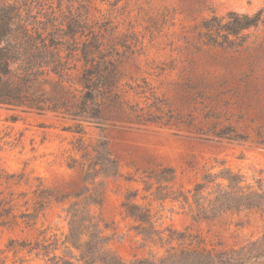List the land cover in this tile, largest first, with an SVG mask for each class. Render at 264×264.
Here are the masks:
<instances>
[{"label": "rangeland", "instance_id": "374dc122", "mask_svg": "<svg viewBox=\"0 0 264 264\" xmlns=\"http://www.w3.org/2000/svg\"><path fill=\"white\" fill-rule=\"evenodd\" d=\"M90 4L93 14L114 29L117 40L126 39L135 49L133 56L154 63L150 72L155 74L146 76L159 86L169 112L184 120L179 130L110 116L107 134L120 171L98 177L103 181V202L88 206L110 237L108 248L130 262L160 258L183 242L188 247L202 242L215 251L249 249L254 243L259 247L264 209L226 210L205 217L201 213L209 209L217 182L226 181L208 183L198 203L193 189L205 174L227 167L244 177L242 185L264 187V147L254 143L259 133L264 136V23L250 29L246 42L235 49L205 45L199 38L204 19L231 10H264V0H90ZM73 64L68 75H52L40 87L57 104L79 100L80 64ZM131 67L128 63V70ZM14 114L19 113L0 108V264H49L53 255L84 264L66 240L71 227L68 210L84 198L74 196L88 185L77 162L85 161L83 148L91 147L100 132L86 125L85 133H76L74 122L55 112L22 114L16 121ZM223 125L250 140L236 143L198 134ZM169 167L174 179L157 181L156 174ZM42 188L61 199L54 197L42 208L38 197ZM127 202L149 210L150 233L141 231ZM85 239L87 235L82 236ZM11 240L17 242L13 247ZM24 241L31 245L21 248ZM36 242L50 251L49 256L29 251ZM250 264H264V253Z\"/></svg>", "mask_w": 264, "mask_h": 264}, {"label": "trees", "instance_id": "16d2710c", "mask_svg": "<svg viewBox=\"0 0 264 264\" xmlns=\"http://www.w3.org/2000/svg\"><path fill=\"white\" fill-rule=\"evenodd\" d=\"M104 20L93 14L90 0H0V108L18 112L12 116L13 121L22 114L55 112L72 120L76 133H85L86 125L100 132L91 147H82L85 161L77 162L84 172L83 181L88 185L74 194L76 198L84 195L83 200H77L68 210L71 227L67 242L71 241L78 250V259L84 264H250L253 259L256 262L264 253V235L261 242H257V248L254 243L249 249L215 251L202 242L191 247L184 246L183 242L181 248L173 247L160 258H138L130 262L108 248L110 237L90 215L88 206L103 202L104 186L98 177L116 176L120 171L107 134L110 116L116 114L130 123L176 126L179 130L184 120L182 115L169 112L159 86L146 76L155 74L150 72L154 63L133 56L135 49H131L126 39L117 40L114 29ZM263 23V9L253 13L231 10L225 15L214 14L204 19L199 38L205 45L235 49L246 42L250 29ZM73 62V65L80 64L81 95L71 105L63 101L57 104L40 87L49 83L52 75L59 78L68 75ZM128 63L132 64V71L128 70ZM198 134L236 143L250 140L247 134L231 125L212 126ZM258 135L260 138L254 143L264 147V136ZM156 175L157 181H172L174 169L163 168ZM218 178L226 182H217L218 191L209 209L201 213L205 217L226 210L264 209V187L252 189L242 185L244 177L228 167L219 173L205 174L203 181L196 184L193 197L197 203L207 184ZM38 197L44 208L57 196L52 190L42 188ZM126 207L129 214L141 222V231L150 233L153 224L149 210L132 202H127ZM84 235L87 239L82 240ZM182 237L185 239L186 234ZM15 243L16 240H11L10 246ZM19 245L25 248L31 243L24 241ZM29 251L46 257L50 253L48 249H40L39 242ZM48 261L49 264H74L71 259L57 255L48 257Z\"/></svg>", "mask_w": 264, "mask_h": 264}]
</instances>
